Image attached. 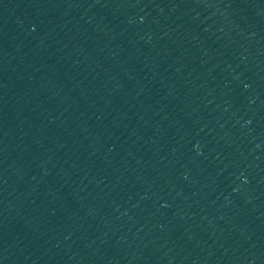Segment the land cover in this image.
Returning a JSON list of instances; mask_svg holds the SVG:
<instances>
[{
  "label": "water",
  "instance_id": "95a60500",
  "mask_svg": "<svg viewBox=\"0 0 264 264\" xmlns=\"http://www.w3.org/2000/svg\"><path fill=\"white\" fill-rule=\"evenodd\" d=\"M0 264H264V0H0Z\"/></svg>",
  "mask_w": 264,
  "mask_h": 264
}]
</instances>
